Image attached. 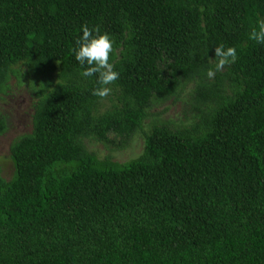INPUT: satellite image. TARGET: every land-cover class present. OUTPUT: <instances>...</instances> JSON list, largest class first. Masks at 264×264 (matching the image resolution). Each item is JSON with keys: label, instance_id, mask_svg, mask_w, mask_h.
Segmentation results:
<instances>
[{"label": "trees", "instance_id": "obj_1", "mask_svg": "<svg viewBox=\"0 0 264 264\" xmlns=\"http://www.w3.org/2000/svg\"><path fill=\"white\" fill-rule=\"evenodd\" d=\"M260 19L264 0H0V96L33 108L0 166V264H264ZM84 25L113 41L104 98L71 51ZM220 45L237 59L208 80ZM137 137L126 161L88 146Z\"/></svg>", "mask_w": 264, "mask_h": 264}, {"label": "clouds", "instance_id": "obj_2", "mask_svg": "<svg viewBox=\"0 0 264 264\" xmlns=\"http://www.w3.org/2000/svg\"><path fill=\"white\" fill-rule=\"evenodd\" d=\"M81 35L75 40V45L71 50L74 60L83 69L79 75L82 78L96 76V85L92 90V95L104 98L111 92V87L119 79V73L113 70V65L109 61L110 53L113 51V41L107 33H101L99 28H89L84 25L80 29ZM249 38L257 44H264V19L257 21ZM237 51L234 47H224L223 45L214 48V64L206 69L204 75L208 80H212L215 74L226 66L235 63Z\"/></svg>", "mask_w": 264, "mask_h": 264}, {"label": "rangeland", "instance_id": "obj_3", "mask_svg": "<svg viewBox=\"0 0 264 264\" xmlns=\"http://www.w3.org/2000/svg\"><path fill=\"white\" fill-rule=\"evenodd\" d=\"M179 109L180 104L172 105L169 114H177L180 112ZM0 110L8 117V130L0 136V166L3 177L9 179L14 172L13 164L9 158L10 145L17 136L29 132L32 128L33 108L31 97L23 87L18 88L8 96H0ZM88 146L101 157L110 154L115 160L126 161L135 157L141 151L143 139L137 137L129 148L121 150H111L97 142H90Z\"/></svg>", "mask_w": 264, "mask_h": 264}]
</instances>
